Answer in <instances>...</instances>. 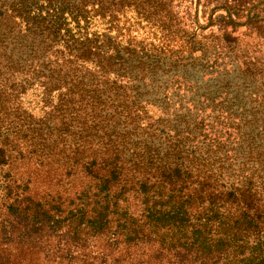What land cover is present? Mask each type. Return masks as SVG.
I'll use <instances>...</instances> for the list:
<instances>
[{
    "label": "trees",
    "instance_id": "16d2710c",
    "mask_svg": "<svg viewBox=\"0 0 264 264\" xmlns=\"http://www.w3.org/2000/svg\"><path fill=\"white\" fill-rule=\"evenodd\" d=\"M176 1L0 0V264H264V0Z\"/></svg>",
    "mask_w": 264,
    "mask_h": 264
},
{
    "label": "rangeland",
    "instance_id": "374dc122",
    "mask_svg": "<svg viewBox=\"0 0 264 264\" xmlns=\"http://www.w3.org/2000/svg\"><path fill=\"white\" fill-rule=\"evenodd\" d=\"M194 1L195 0H178L175 2V6L174 9L175 11H177L179 13V15L182 17L184 16H192L195 12H196V8L194 6ZM222 11H218L216 13V15H219ZM202 16V8L200 9V13H199V17L202 19L203 21V17ZM245 28L244 27H240V31H244ZM135 34V33H134ZM140 36L144 37L145 34L142 33V31H140L139 33Z\"/></svg>",
    "mask_w": 264,
    "mask_h": 264
}]
</instances>
